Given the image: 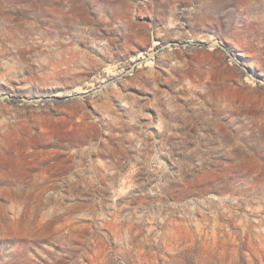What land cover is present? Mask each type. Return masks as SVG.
Masks as SVG:
<instances>
[{
	"label": "rangeland",
	"instance_id": "rangeland-1",
	"mask_svg": "<svg viewBox=\"0 0 264 264\" xmlns=\"http://www.w3.org/2000/svg\"><path fill=\"white\" fill-rule=\"evenodd\" d=\"M213 38L264 77V0H0V93ZM150 61L0 103V264H264V86L216 48Z\"/></svg>",
	"mask_w": 264,
	"mask_h": 264
},
{
	"label": "water",
	"instance_id": "water-1",
	"mask_svg": "<svg viewBox=\"0 0 264 264\" xmlns=\"http://www.w3.org/2000/svg\"><path fill=\"white\" fill-rule=\"evenodd\" d=\"M216 48L220 52L224 53L228 57L232 64H234L249 80L256 82L257 84L264 86V77L254 72L249 66L245 65L241 58L236 55L223 41L218 38L211 40H195V41H168L146 51L142 57L137 58L131 62L127 67L123 68L118 74L107 78L104 82L98 84L86 91H78L69 93L67 95L59 96L57 94L49 95H15L10 93H0V103H22V104H41L46 102H64L73 100H82L89 96L95 95L104 90L105 87L124 79L127 75L134 73L138 66L152 60L158 53L168 48Z\"/></svg>",
	"mask_w": 264,
	"mask_h": 264
},
{
	"label": "bare ground",
	"instance_id": "bare-ground-1",
	"mask_svg": "<svg viewBox=\"0 0 264 264\" xmlns=\"http://www.w3.org/2000/svg\"><path fill=\"white\" fill-rule=\"evenodd\" d=\"M228 58V57H227ZM229 59V58H228ZM229 61H231L230 59H229ZM149 62H151V61H149ZM149 62H147V63H149ZM65 95H67V94H65Z\"/></svg>",
	"mask_w": 264,
	"mask_h": 264
}]
</instances>
